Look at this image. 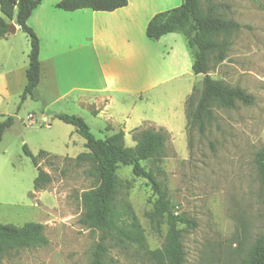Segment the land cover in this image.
<instances>
[{"label":"rangeland","instance_id":"1","mask_svg":"<svg viewBox=\"0 0 264 264\" xmlns=\"http://www.w3.org/2000/svg\"><path fill=\"white\" fill-rule=\"evenodd\" d=\"M211 4L217 5L220 16L239 22L241 27L226 36L229 47L223 61H216V53L210 55V74L245 89L254 96L252 104L238 101L234 108L215 104L213 118L203 127L190 117L187 122L186 115L201 95L204 77L191 69V74L142 98L114 93L103 115L72 102L52 103L50 96L45 100L29 98L19 110V96L10 97L3 105L1 112L14 114L16 120L0 142V222L19 226L40 222L49 242L12 250L1 264L91 262L101 231L82 222L81 195L97 181L89 173V163L79 158L87 151L84 137L75 126L53 116L54 110L62 108H68V113L81 112L97 138L126 127V146H134V136L143 130L170 123L174 132L168 131L163 155L141 163L166 190L169 208L197 221L195 228L180 225L186 264H244L254 241L264 234V185L256 164V154L264 144V0H200L203 11ZM0 16H4L1 9ZM16 37L24 40L29 36L19 30ZM156 56L154 51L150 65L157 68ZM193 84L190 104L187 96ZM42 111L50 125L42 120ZM30 113L35 122L28 118ZM109 114L112 121L107 120ZM147 117L156 125L144 124ZM3 118L0 115V120ZM24 144L34 155L42 149L49 153L38 157L50 175V181L41 182L39 189L34 187L38 170ZM117 174L115 204L124 234L109 236L106 260L110 264H155L145 249L162 248L168 229L165 219L154 214L158 196L146 178L134 174L133 166L120 165ZM134 225L142 230L145 247L128 237Z\"/></svg>","mask_w":264,"mask_h":264},{"label":"trees","instance_id":"2","mask_svg":"<svg viewBox=\"0 0 264 264\" xmlns=\"http://www.w3.org/2000/svg\"><path fill=\"white\" fill-rule=\"evenodd\" d=\"M42 0H0V9L4 16H0V37L9 34V24L12 20L20 26L30 38L29 66L27 68V85L20 96L21 105L29 98L34 99L35 91L41 79L40 39L28 19ZM128 4V0H61L57 7L64 10L91 8L98 11H113ZM241 24L234 20L223 18L217 13V5L211 4L206 11L200 7V0H183L182 4L155 14L149 21L146 34L151 40H158L170 32L182 33L193 55V72L204 74L201 95L194 109H190L187 117L198 122L201 127L206 120L214 116L213 106L219 105L234 108L236 103L252 104L254 96L239 86L229 85L215 79L210 74V55L216 53L215 59L221 62L226 57L229 42L226 36L238 30ZM194 92L188 97L191 104ZM53 116L67 124L75 126L76 131L85 139L87 151L79 154V158L89 163V173L96 178L97 184L83 191L81 195L84 213L82 222L89 228L101 231L98 242L92 251L90 264H110L106 260L108 254L107 239L116 232L124 234L119 225L120 214L116 208L115 198L119 186L117 170L120 165L133 166L136 176L146 178L157 194L155 201V216L165 219L168 225L165 243L162 248L145 249V253L155 264H186V251L183 243V229L195 228L197 221L186 215L179 214L168 206L167 192L157 180L156 175L147 170L141 163L143 160L155 159L163 155L168 131L146 129L135 135L134 146L125 145V132L119 130L105 138H97L91 131L86 120L77 114L67 112H53ZM14 115H6L0 120V142L4 133L15 123ZM25 153L32 157L37 167L38 175L34 180L35 189H39L41 182H49L50 175L40 165L38 157L48 155L46 150H40L34 155L27 144ZM256 164L264 185V144L256 154ZM131 240L145 247L142 230L134 225ZM49 240L44 232V225L30 221L23 225L0 222V264L6 254L20 248L43 246ZM244 264H264V234L253 243Z\"/></svg>","mask_w":264,"mask_h":264},{"label":"crops","instance_id":"3","mask_svg":"<svg viewBox=\"0 0 264 264\" xmlns=\"http://www.w3.org/2000/svg\"><path fill=\"white\" fill-rule=\"evenodd\" d=\"M59 1L42 0L28 19L40 39L41 79L34 99L50 96L52 103L72 102L85 111L103 115L107 114L114 93L142 98L191 74L192 53L184 35L170 32L151 40L146 34L155 14L179 6L183 0H128L127 5L113 11H69L57 7ZM19 30L16 24L14 32L0 37V113L10 97L21 96L28 81L30 38H17ZM154 51L159 58L157 68L150 65ZM193 88L194 84L188 96ZM46 106L49 107L47 102ZM130 118L131 113L126 121ZM112 119L109 114L107 120ZM143 121L156 125L148 117ZM156 126L174 132L170 123ZM122 130L127 133L126 127Z\"/></svg>","mask_w":264,"mask_h":264},{"label":"built area","instance_id":"4","mask_svg":"<svg viewBox=\"0 0 264 264\" xmlns=\"http://www.w3.org/2000/svg\"><path fill=\"white\" fill-rule=\"evenodd\" d=\"M28 118H29L30 121H32V122H35V121H36V119H35V115L32 114V113H30V114L28 115ZM42 120H43L45 123H47L48 125H50V123H49V119H48L47 117H43Z\"/></svg>","mask_w":264,"mask_h":264},{"label":"water","instance_id":"5","mask_svg":"<svg viewBox=\"0 0 264 264\" xmlns=\"http://www.w3.org/2000/svg\"><path fill=\"white\" fill-rule=\"evenodd\" d=\"M15 29H16V25H15V23L11 22V23L9 24V32H14Z\"/></svg>","mask_w":264,"mask_h":264}]
</instances>
